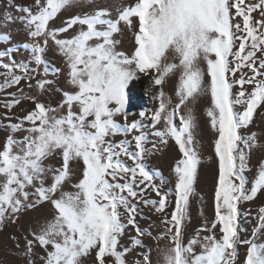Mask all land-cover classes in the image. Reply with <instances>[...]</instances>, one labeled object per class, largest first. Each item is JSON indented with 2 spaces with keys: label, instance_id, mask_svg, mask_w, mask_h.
I'll list each match as a JSON object with an SVG mask.
<instances>
[{
  "label": "snow or ice",
  "instance_id": "1",
  "mask_svg": "<svg viewBox=\"0 0 264 264\" xmlns=\"http://www.w3.org/2000/svg\"><path fill=\"white\" fill-rule=\"evenodd\" d=\"M9 5L23 13L18 19L29 37L23 44L29 59L18 62L12 48L0 50V92L23 81L36 94L19 87L7 94L11 99L0 100L7 121L0 142V230L9 223L19 227L23 215L44 203L52 212L21 232L22 249L20 238L12 237L25 264H86L89 257L92 264H153L137 223L142 207L161 215L164 231L157 240L167 244L157 247L159 264H264V206L251 236L243 237L241 227V206L264 195V162L252 180L246 175L251 151L259 146L257 134L246 130L264 105V0ZM71 9L80 14L55 26ZM124 29L134 35L131 53L119 47ZM0 40L10 43L11 36L0 33ZM48 51L58 53L65 68L46 59ZM62 72L66 90L54 87ZM177 73L174 103L164 85ZM142 76L158 86L149 98L158 107L134 112L130 86ZM55 91L61 92L55 107L40 99ZM204 96L217 134L214 219L189 235L202 163L195 106ZM25 101L32 108L14 118L12 109ZM170 140L180 153L174 184L148 162ZM130 227L136 235L126 246L121 241Z\"/></svg>",
  "mask_w": 264,
  "mask_h": 264
},
{
  "label": "rangeland",
  "instance_id": "2",
  "mask_svg": "<svg viewBox=\"0 0 264 264\" xmlns=\"http://www.w3.org/2000/svg\"><path fill=\"white\" fill-rule=\"evenodd\" d=\"M107 3H111L112 0H106ZM136 0H122L123 5L131 6L134 5ZM254 2V0H246V3ZM15 4L21 6H30L32 0H14ZM80 14L78 10L71 9L64 11L55 21V26H63V22L66 19L72 18V16ZM11 15L14 18V22H6L7 17ZM23 15L21 12H17L14 8L9 5V0H0V33H7L11 36V42H5L0 40V50L6 48H12L15 59L19 61H26L29 59V52L23 47V44L29 41L26 30L23 24L19 21L18 17ZM257 16L256 13L253 14ZM257 18H259L257 16ZM240 18L237 17V20ZM74 30L70 29L69 33L66 34L69 38L73 34ZM121 40L120 50L127 53H131L134 49V35L128 29H124L123 35L118 37ZM46 59L53 63L56 67L65 68L63 58L58 53H53L48 51L46 53ZM169 62H171V57H169ZM3 71V69H0ZM247 71V69H245ZM240 72L236 73V78L238 79ZM179 74L172 75L164 85L165 92L173 97V102H176L175 90L178 85ZM39 78V77H37ZM52 79V77H48ZM207 79V77H206ZM0 83H3V77L0 76ZM34 83V81H33ZM19 87L24 88L26 94H36L35 89H28L24 82L21 85L13 86L12 88H7L3 92H0V100L11 99L7 94L10 92H16ZM54 87L59 89H67L65 75L62 72L55 80ZM158 86H154L149 83L148 77L142 76L139 81L133 82L130 86V102L133 107L134 112H138L140 108H150L155 109L158 107L156 102H150V97L154 95L157 91ZM151 89V91H148ZM41 100L48 102L51 106L55 107L61 100V92L55 91L51 95H42ZM210 106V98L204 96L195 106V115L198 121V131L197 140L200 147V154L202 163L198 171V180L195 185L196 195L191 198L190 201V217L191 225L188 229V234L192 235L194 229L201 226L204 221H208L209 224L214 219V191L216 188L218 180V160L214 153V141L216 139V133L209 126V119L206 116V109ZM32 108L31 102H23L21 105L12 109V116L22 117L26 112ZM5 109L0 107V142H2L7 134L6 129L3 127L7 121L3 120ZM136 117H130L129 119H134ZM119 119V118H118ZM248 133L255 132L257 134V140L259 146L255 147L250 154L249 165L250 170L246 172V175L250 180H252L258 173L259 166L264 162V105L257 110V115L254 116L253 124L249 126L246 130ZM119 139V137H117ZM180 158V153L178 152V147L175 145L174 141H169L167 146H162L159 151L149 158V164L153 169L159 170L164 176L168 177L174 184L175 178L172 175V169L174 162ZM53 163H58V161H53ZM70 190V186L69 189ZM151 198L158 199L155 193H152ZM174 198L170 195L169 200L172 201ZM260 206H264V195H259L254 201L248 202L242 205V210L244 211V217L241 220L242 236L247 238L251 236L254 227L258 223L257 210ZM251 210L250 214L248 210ZM171 211V209H168ZM52 215L51 206L44 203L35 209L29 210L25 215H23L19 220V227L15 224L9 223L5 228L0 230V264H25V258L20 254V251L16 248L17 241L13 240L12 237H21V232L27 233L29 227L35 228L38 222H43L46 217ZM137 223L139 227L146 233L142 238L145 245L152 249L151 258L153 264H159V254L157 252V247H164L167 244L166 240H157L160 233L164 231V226L161 223V215L156 214L154 210L150 208H143L141 214L137 216ZM206 234V233H202ZM135 230L129 228L126 235L122 238V243L126 246L130 245L129 237L135 236ZM217 235L219 232L217 230ZM31 239V236L28 237ZM264 239V237H262ZM19 244L21 249L24 246V240L19 239ZM35 251H40L37 247ZM246 251V246L240 248V259L243 260ZM135 256V252L130 254L129 259ZM39 264V261H37ZM86 264H92V258H86Z\"/></svg>",
  "mask_w": 264,
  "mask_h": 264
}]
</instances>
